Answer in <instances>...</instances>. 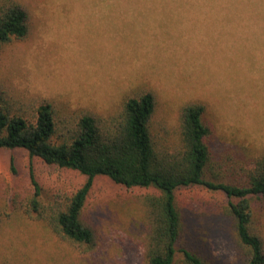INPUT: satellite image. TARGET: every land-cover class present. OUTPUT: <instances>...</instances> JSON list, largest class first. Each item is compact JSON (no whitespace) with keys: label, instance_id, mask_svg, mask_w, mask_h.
<instances>
[{"label":"rangeland","instance_id":"rangeland-1","mask_svg":"<svg viewBox=\"0 0 264 264\" xmlns=\"http://www.w3.org/2000/svg\"><path fill=\"white\" fill-rule=\"evenodd\" d=\"M18 1L29 12L30 30L0 52V88L10 100L24 106L50 100L107 115L124 96L151 91L154 129L160 135L168 129L171 137L179 106L200 100L213 141L239 150L231 152V166L264 149V0ZM32 165L45 202L85 179L39 158ZM150 190L97 176L83 210L94 241L84 251L21 212L33 191L29 157L21 148L0 149V264H146L142 195ZM176 197L179 245L211 264H245L222 192L196 186ZM253 209L264 240V203Z\"/></svg>","mask_w":264,"mask_h":264},{"label":"trees","instance_id":"trees-1","mask_svg":"<svg viewBox=\"0 0 264 264\" xmlns=\"http://www.w3.org/2000/svg\"><path fill=\"white\" fill-rule=\"evenodd\" d=\"M29 30V12L20 1L0 0V52ZM155 109L151 91L126 95L116 111L96 115L50 100L24 106L0 88V149L21 148L29 157L33 191L21 202V212L86 251L94 233L83 219V210L94 179L103 175L127 189H151L142 195L148 223L143 240L146 264H211L197 250L179 245L183 224L176 193L181 188L202 187L227 197L225 213L245 264H264V240L254 225L253 209L257 201L264 203V149L250 154L248 160L236 159L231 166V152L239 150L228 151L229 143L213 141L217 138L204 119L205 102L190 100L179 106L174 137L168 129L164 135L155 131ZM34 158L77 171L85 176L84 182L45 202L34 175ZM218 164L219 170L213 173ZM10 170L17 171L12 158ZM208 171L213 173L211 178L206 176Z\"/></svg>","mask_w":264,"mask_h":264}]
</instances>
